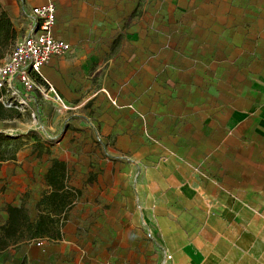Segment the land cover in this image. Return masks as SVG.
Instances as JSON below:
<instances>
[{
	"label": "rangeland",
	"instance_id": "1",
	"mask_svg": "<svg viewBox=\"0 0 264 264\" xmlns=\"http://www.w3.org/2000/svg\"><path fill=\"white\" fill-rule=\"evenodd\" d=\"M1 1L16 39L0 65L19 37L13 11L22 6V0ZM56 2L57 23L74 41L67 40L73 46L67 56L95 54L86 80L107 96L117 92L120 101L109 97L113 107L136 113V142L116 148L99 133L105 148L62 147L70 114L51 136L32 130L26 114L0 122V135L10 138L5 146L22 161L0 175L6 196L0 202L21 193L36 217L56 151L68 162V185L77 195L61 241L12 247L0 253V264H159L165 245L153 216L158 204L133 179L140 167L139 179L161 165V173L212 177L229 191L250 188L260 192L250 202L264 205V0ZM119 27L113 50L107 45ZM104 153L133 174L98 167Z\"/></svg>",
	"mask_w": 264,
	"mask_h": 264
},
{
	"label": "crops",
	"instance_id": "2",
	"mask_svg": "<svg viewBox=\"0 0 264 264\" xmlns=\"http://www.w3.org/2000/svg\"><path fill=\"white\" fill-rule=\"evenodd\" d=\"M45 2L46 0H22L21 8L13 11V17L17 18L20 29L23 9ZM15 6L17 7V3ZM4 12L5 7L0 0V19ZM120 31L119 27L110 36L107 46H111L113 50L118 48H115L117 45L114 41ZM54 34L58 38L74 43L71 38L65 37L66 33L61 30L58 23L55 25ZM75 52L77 54L78 50ZM98 60L95 54L80 60L71 56H53L43 67L44 75L65 101L72 105H80L77 110L66 114H70L72 119L61 135L62 147L72 142V145L80 147L105 148V140L98 138L99 133L106 138L110 137L107 140L112 141L116 148L135 146L136 113L132 109L113 107L110 98L102 90L94 89L93 81L86 80L85 76ZM109 94L110 97L121 100L117 92ZM41 111L48 117L52 113L51 104L43 103ZM64 120L67 121L68 118ZM53 159L67 164L69 177L68 162L58 151L50 157L45 176ZM21 162L19 152L16 154V160L5 161L0 165V175L5 167L10 169L15 167L14 164ZM98 162V167L103 170L123 169L127 171L128 177L130 173L133 174L130 166L109 161L105 153ZM160 166L149 168L145 177L139 180L133 177L134 181L143 182L139 189L144 191L142 194L148 197V201L157 199L158 205L152 207L156 208L153 216L165 245V253L159 255V261L165 258L166 254L172 257L159 264H264V205L251 203L248 199L260 192L243 187L229 191L220 180L212 177L206 176L205 179L196 175L189 177L184 173L178 174L175 169L172 173H161ZM17 196L19 197L12 201L1 199L0 208L4 207V211L0 212L3 218L0 225L5 224L8 219L7 206L24 205L28 209L27 203L22 201L23 195L18 193ZM0 197L6 196L1 194ZM146 216L148 218V213Z\"/></svg>",
	"mask_w": 264,
	"mask_h": 264
},
{
	"label": "built area",
	"instance_id": "3",
	"mask_svg": "<svg viewBox=\"0 0 264 264\" xmlns=\"http://www.w3.org/2000/svg\"><path fill=\"white\" fill-rule=\"evenodd\" d=\"M57 19L56 0L23 9L19 37L0 65V102L28 115L32 130L46 136L57 130L60 118L80 108L67 103L43 73V67L53 56H67L73 50L70 42L55 36ZM43 103L51 104L52 113L48 117L41 111ZM143 171L142 167L138 169L136 180ZM171 258L166 254L160 262Z\"/></svg>",
	"mask_w": 264,
	"mask_h": 264
},
{
	"label": "trees",
	"instance_id": "4",
	"mask_svg": "<svg viewBox=\"0 0 264 264\" xmlns=\"http://www.w3.org/2000/svg\"><path fill=\"white\" fill-rule=\"evenodd\" d=\"M15 39L10 21L3 14L0 19V60ZM17 118H21L19 111L6 108L0 102V121ZM9 139L0 135V165L5 161L16 160V153L5 146ZM45 180L49 188L37 204L36 217L33 218L24 205L6 207L8 219L0 225V253L34 241L63 239V227L69 209L77 199L76 191L68 185L67 164L53 159Z\"/></svg>",
	"mask_w": 264,
	"mask_h": 264
}]
</instances>
